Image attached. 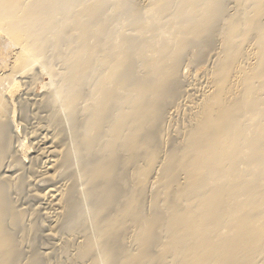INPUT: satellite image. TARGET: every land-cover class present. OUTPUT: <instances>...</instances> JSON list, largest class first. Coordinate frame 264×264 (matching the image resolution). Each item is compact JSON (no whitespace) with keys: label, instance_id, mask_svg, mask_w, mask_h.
I'll return each instance as SVG.
<instances>
[{"label":"bare ground","instance_id":"obj_1","mask_svg":"<svg viewBox=\"0 0 264 264\" xmlns=\"http://www.w3.org/2000/svg\"><path fill=\"white\" fill-rule=\"evenodd\" d=\"M39 228L57 264H264V0H0V264L48 263Z\"/></svg>","mask_w":264,"mask_h":264},{"label":"rangeland","instance_id":"obj_2","mask_svg":"<svg viewBox=\"0 0 264 264\" xmlns=\"http://www.w3.org/2000/svg\"><path fill=\"white\" fill-rule=\"evenodd\" d=\"M57 55V52L55 53H53V52H51V51H47L45 54H44V56H42V57H40L39 58V60L37 61V62H35L34 64H32L31 65V67H30V69H23V70H21V72H16L15 71V73L13 74V76H14V78L10 81L11 83H9V84H13V86L14 87H12V89H11V86H9L8 85V89L10 90V92H9V90H8V92L11 94L12 92H13V95L11 96L8 92H6V95L7 94H9V96L10 97H12V99H13V102H20L19 103V106L20 107H22V108H20V110H18V111H16L15 112V110H11L12 108L11 107H9L10 105H8V107L9 108H11V109H8L7 111L5 110V115H4V118L6 117V121H7V123H9V126H10V123H11V126L9 127V134H10V136L12 137H10L11 138V140H10V149H11V151H10V153H12V151H13V153H12V155L13 154H15V152H16V154H17V150H22L23 148H26V149H28V151H30L29 153V156H30V158L31 157H33L35 154H37L36 152H38L37 150L38 149H36V148H38V147H40L39 145L37 146L36 145V142H34V141H36V139H34V138H31L30 137V135L28 134V132H30V130H29V128L31 129L32 128V124H34V122H35V124H36V121H37V119L38 118H40V117H38V115L39 116H41V115H45L44 113H45V110L44 109H39V110H37V112H36V110H35V108H33V106H32V100H35V98L39 95V94H41V93H43V92H45L46 90H45V88L47 87V86H49V82L51 83L52 82V79H51V77L52 76H50V74H48V72H47V70H44V63H45V61L46 60H52L53 62H54V60H55V56ZM42 68V69H41ZM189 69V70H188ZM188 70V71H187ZM187 70L185 71V73H189V74H192L195 70H193V69H191L190 70V68H187ZM40 71H43L42 73H40ZM39 72V74H37ZM41 74V75H40ZM13 80H15V81H13ZM16 83V85L18 86V89L16 88L17 86L16 85H14ZM16 86V87H15ZM14 89V90H13ZM17 89V90H16ZM42 89H43V92H42ZM13 90V91H12ZM27 90H29L28 92H26ZM45 90V91H44ZM15 91H16V93H15ZM17 91H19V92H17ZM31 91V92H30ZM29 92H30V94H29ZM14 93L16 94L15 96H14ZM18 93V94H17ZM28 93V94H27ZM25 94V95H24ZM14 97H15V99H14ZM21 97V98H20ZM29 100H28V99ZM38 98V97H37ZM22 99V100H21ZM26 99V100H25ZM25 101V102H24ZM32 101V102H31ZM10 102L11 101H8V104H10ZM23 102V103H22ZM25 103H30V104H28V107L25 105ZM25 105V106H24ZM24 107H26V108H24ZM30 108H33L32 110L30 109ZM26 110V112H25V110ZM27 109H28V111H27ZM23 112H22V111ZM33 110H34V112H36V114H33V115H31L32 114V112H33ZM42 110V111H41ZM38 111H39V114H37L38 113ZM41 111V112H40ZM44 111V112H43ZM28 112V113H27ZM14 113H16L15 115H14ZM28 115H27V114ZM41 114V115H40ZM30 115L32 116V118L30 117ZM35 115H36V117H38L37 119L35 118ZM33 117L35 118V120L33 119ZM22 118H24V120L26 119V118H28V119H26L25 121L24 120H22ZM5 120V119H4ZM11 120V121H10ZM13 121H14V123L17 125V123H21V124H23V125H27V126H23V128H22V126H21V129L19 128H15L16 127V125L13 123ZM24 121V122H23ZM28 122V123H27ZM40 122V121H39ZM13 123V124H12ZM25 123V124H24ZM30 123V124H29ZM37 123H38V121H37ZM30 126V127H29ZM25 128V129H24ZM27 128V129H26ZM30 137V138H29ZM29 138V139H28ZM34 139V140H33ZM14 140V141H13ZM19 140V141H18ZM26 141V142H25ZM13 142V143H12ZM31 142V143H30ZM27 143V144H26ZM32 143H34V144H32ZM19 144V145H18ZM22 144V145H21ZM30 144H32V145H30ZM12 146V147H11ZM29 147V148H28ZM35 147V148H34ZM32 150H31V149ZM36 151V152H35ZM8 158V157H7ZM6 158V159H7ZM8 159H10V158H8ZM6 160V164L8 165V161L9 160ZM26 162H28V161H26ZM24 163V165H27L28 163ZM4 170H6V172L4 171ZM3 170V172L4 173H6V174H8V175H15V174H17V173H15V171H12V173H9V172H7L8 171V169H4ZM14 173V174H13ZM40 188L42 187V186H39ZM20 201H22V202H20ZM19 201V204L18 205H20L21 207H25V208H27V209H29V210H35V209H37V202L34 200H29V197L28 196H24L23 197V199H21ZM27 202V203H26ZM31 204V205H30ZM41 230H43V229H40L39 228V230H37V232L36 233H38V234H36L35 233V235H34V237H35V241H34V243H33V245L32 246H34V248H33V250H36V253H37V255H42L43 253H44V251L45 250H47V251H45V252H50L51 253V255L48 257V263H46V264H57L58 262H57V259H59V257H60V253H58L56 250H53V249H51L50 251L48 250V249H50L51 247H50V245H51V243H52V241H49V240H47L46 238H45V233H44V230L43 231H41ZM40 231V232H39ZM39 233H40V235H39ZM43 233V234H42ZM38 235V236H37ZM48 242V243H47ZM36 243V244H35ZM42 243V244H41ZM45 243V244H44ZM49 247V248H48ZM37 248H39V249H37ZM38 251V252H37ZM51 258V259H50ZM50 259V260H49Z\"/></svg>","mask_w":264,"mask_h":264}]
</instances>
